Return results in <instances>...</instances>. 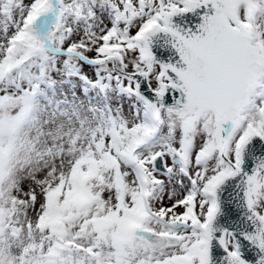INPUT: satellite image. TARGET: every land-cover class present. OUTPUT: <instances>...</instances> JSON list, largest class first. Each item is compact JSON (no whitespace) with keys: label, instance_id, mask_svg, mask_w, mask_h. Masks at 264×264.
<instances>
[{"label":"snow or ice","instance_id":"snow-or-ice-1","mask_svg":"<svg viewBox=\"0 0 264 264\" xmlns=\"http://www.w3.org/2000/svg\"><path fill=\"white\" fill-rule=\"evenodd\" d=\"M0 264H264V0H0Z\"/></svg>","mask_w":264,"mask_h":264}]
</instances>
